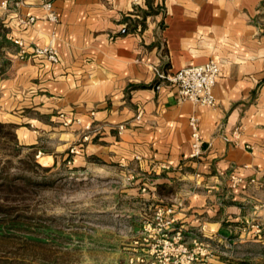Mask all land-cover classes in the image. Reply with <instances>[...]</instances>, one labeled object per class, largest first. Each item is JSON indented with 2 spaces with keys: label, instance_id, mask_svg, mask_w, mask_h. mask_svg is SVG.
Wrapping results in <instances>:
<instances>
[{
  "label": "crops",
  "instance_id": "0c3cea01",
  "mask_svg": "<svg viewBox=\"0 0 264 264\" xmlns=\"http://www.w3.org/2000/svg\"><path fill=\"white\" fill-rule=\"evenodd\" d=\"M45 2L57 20L45 18ZM29 16L34 22L24 24ZM0 17L11 39L29 50L50 44L59 55L58 62L21 58L15 45L0 79V121L16 124L26 145L42 149L50 140L54 150L42 157L48 165L54 152L72 147L73 162L95 156L156 173L165 165L169 181L191 184L183 220L212 234L262 205L264 0H0ZM212 58L220 68L215 106L182 99L175 84L155 88V68L176 71ZM192 115L202 150L196 157ZM233 175L242 180L233 184Z\"/></svg>",
  "mask_w": 264,
  "mask_h": 264
},
{
  "label": "rangeland",
  "instance_id": "374dc122",
  "mask_svg": "<svg viewBox=\"0 0 264 264\" xmlns=\"http://www.w3.org/2000/svg\"><path fill=\"white\" fill-rule=\"evenodd\" d=\"M3 52L7 71L15 46ZM3 123L0 264H264V201L212 234L183 220L191 184L169 181L168 167L156 173L95 156L73 162L77 149L54 152L48 165L50 140L38 157L16 124Z\"/></svg>",
  "mask_w": 264,
  "mask_h": 264
},
{
  "label": "built area",
  "instance_id": "2783aa9c",
  "mask_svg": "<svg viewBox=\"0 0 264 264\" xmlns=\"http://www.w3.org/2000/svg\"><path fill=\"white\" fill-rule=\"evenodd\" d=\"M14 5H19L22 0H9ZM6 1L3 2L5 4ZM46 10L45 18L49 20H57L56 13L52 7L51 2H45L43 4ZM35 17L29 16L23 19L24 24L33 23ZM14 44L19 48L18 56L23 58L26 56H36L45 58L51 62H58L59 55L56 48L53 45L36 46L29 50V47L20 38H12ZM156 83L155 88H159L163 83L175 84L178 88L179 94L182 99H187L193 103L213 107L216 104L215 96L213 93L214 85L220 74V68L217 61L212 58L208 61L191 66L182 67L176 71H165L160 68H155ZM140 117V112L137 114L136 118ZM189 126L191 129V136L193 139V151L191 156L196 157L202 153L201 143L199 141V128L198 119L196 116L192 115L189 117ZM67 124V120L65 122ZM119 126V129H122ZM85 130L87 132L94 131L95 128L91 124L85 125ZM85 133L82 137L83 140L89 139V133ZM71 153L74 152V148L69 149ZM166 167L165 165L162 166ZM264 174V169L261 170ZM233 184L239 183L242 178L239 176H231ZM254 181V179H251Z\"/></svg>",
  "mask_w": 264,
  "mask_h": 264
},
{
  "label": "trees",
  "instance_id": "16d2710c",
  "mask_svg": "<svg viewBox=\"0 0 264 264\" xmlns=\"http://www.w3.org/2000/svg\"><path fill=\"white\" fill-rule=\"evenodd\" d=\"M8 32H9V28L5 25L2 18L0 17V56H4L3 49H9L12 46H15L12 39L8 36ZM1 63H0V79L6 76V69H7L8 61L6 59H3ZM5 126L6 124L0 121V130ZM29 147L32 149L31 150L32 154H36L41 151V149L37 148L36 145H30ZM0 178H3L1 177V174H0ZM10 182L11 181L6 180V179L5 181L4 180L1 181L2 184H5L7 186H10ZM159 186L160 185H158V187Z\"/></svg>",
  "mask_w": 264,
  "mask_h": 264
}]
</instances>
